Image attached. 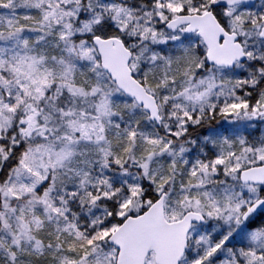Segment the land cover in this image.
<instances>
[{"label": "snow or ice", "instance_id": "snow-or-ice-1", "mask_svg": "<svg viewBox=\"0 0 264 264\" xmlns=\"http://www.w3.org/2000/svg\"><path fill=\"white\" fill-rule=\"evenodd\" d=\"M0 264H264V0H0Z\"/></svg>", "mask_w": 264, "mask_h": 264}]
</instances>
